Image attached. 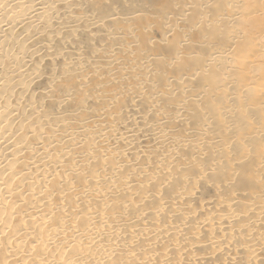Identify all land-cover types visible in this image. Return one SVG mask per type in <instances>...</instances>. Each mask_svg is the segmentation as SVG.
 I'll return each instance as SVG.
<instances>
[{"label": "bare ground", "instance_id": "1", "mask_svg": "<svg viewBox=\"0 0 264 264\" xmlns=\"http://www.w3.org/2000/svg\"><path fill=\"white\" fill-rule=\"evenodd\" d=\"M0 264H264V0H0Z\"/></svg>", "mask_w": 264, "mask_h": 264}]
</instances>
